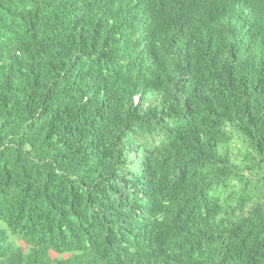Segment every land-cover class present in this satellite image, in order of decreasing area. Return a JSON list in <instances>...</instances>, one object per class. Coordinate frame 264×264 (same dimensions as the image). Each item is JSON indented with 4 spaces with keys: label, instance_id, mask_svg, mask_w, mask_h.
<instances>
[{
    "label": "trees",
    "instance_id": "1",
    "mask_svg": "<svg viewBox=\"0 0 264 264\" xmlns=\"http://www.w3.org/2000/svg\"><path fill=\"white\" fill-rule=\"evenodd\" d=\"M0 264H264V0H0Z\"/></svg>",
    "mask_w": 264,
    "mask_h": 264
},
{
    "label": "rangeland",
    "instance_id": "2",
    "mask_svg": "<svg viewBox=\"0 0 264 264\" xmlns=\"http://www.w3.org/2000/svg\"><path fill=\"white\" fill-rule=\"evenodd\" d=\"M53 255H54V256H56L57 254H56V253H54Z\"/></svg>",
    "mask_w": 264,
    "mask_h": 264
}]
</instances>
